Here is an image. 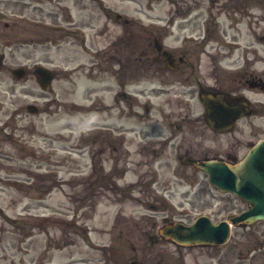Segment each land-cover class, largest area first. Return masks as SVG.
Wrapping results in <instances>:
<instances>
[{"label":"rangeland","instance_id":"1","mask_svg":"<svg viewBox=\"0 0 264 264\" xmlns=\"http://www.w3.org/2000/svg\"><path fill=\"white\" fill-rule=\"evenodd\" d=\"M124 17L128 23L123 22ZM156 29L162 33L164 46L183 45L190 57H200L202 62L219 59L227 68L253 58L257 68H264V0H0V55L4 56L0 66V264H39V252L47 246L45 262L53 255L73 253L92 258L90 264H129L132 259L143 264H264V220L232 228L231 239L221 246H179L160 237L151 239L162 225V216L191 222L207 214L222 220L246 205L209 184L201 170L172 156L168 161L142 162L144 156L136 152L138 135L125 144L129 171L117 179L118 186L115 179L97 178V183L95 177L100 173L88 179L92 161L98 167L100 157L93 155L96 145L79 140L80 126L99 120L91 109L105 103L113 104L114 109L106 111L111 121L117 125L125 122L121 111L126 112L127 103L113 100L116 89L125 83L132 96L146 85L138 100L131 99L138 111L144 100L152 107L153 118L145 121V127L161 137L171 132L167 123L178 107L176 101L171 105L166 100L176 96L156 97L148 84L164 86L163 79L142 77L132 63L120 68L125 75H118L119 59L138 58L143 41ZM120 37H125L123 42ZM38 63L55 71L48 91L31 74ZM18 66L26 68L24 78L11 75V69ZM172 80L169 83L175 82ZM256 97L264 96L252 93V99ZM80 101L81 108L74 104ZM27 104H35L39 111L29 112ZM192 104L191 115H201L196 99ZM158 107L171 116L161 115ZM136 120L130 119V123ZM232 134L206 128L201 142L222 151L236 137L241 155L249 141L264 137V115L240 120ZM126 154L120 148L109 155L117 160L118 171L127 169ZM110 164L104 162L106 168ZM130 180L137 182L128 183ZM104 184L111 187L105 189ZM42 192L50 194L39 204L36 197ZM154 196L163 199L167 209L154 211L144 205V201L156 203ZM28 214L63 219L73 226L54 223L49 227L51 237L40 238L38 233L22 245ZM147 215L157 217V226L151 225ZM84 227L93 231L91 247L78 236ZM102 229H111V234ZM40 230L36 228L34 233ZM61 233L75 245L62 246L59 251L55 241L62 238ZM103 243L108 246L102 248Z\"/></svg>","mask_w":264,"mask_h":264},{"label":"flooded vegetation","instance_id":"2","mask_svg":"<svg viewBox=\"0 0 264 264\" xmlns=\"http://www.w3.org/2000/svg\"><path fill=\"white\" fill-rule=\"evenodd\" d=\"M153 34L152 36L150 33L146 40L143 41L138 58L127 59L126 61L128 62L119 59L118 70L120 73L118 75L122 73V75H125L124 72L121 73L120 68L127 67V65L132 63L135 71L140 73L142 77L152 75V77L163 79V83L167 87L150 86L149 89L155 93L156 97L163 94H173L176 96L174 100H166V103L171 105L175 104L176 101V106L178 107L171 111L173 119L167 123L171 132L161 137L160 134H156L159 132H152L151 129H148L149 127H145V121L153 118L152 107L148 101L144 100L141 103V111H138L137 108L135 109L131 99H137L126 88L129 83H125L114 92V101L116 103L120 101L119 98L127 103L126 112L121 111V116H125L128 120L122 126V135L118 131L120 125L111 121V117L106 113L108 109L112 111L113 106L102 104L100 107H94V110L99 114V120L92 122L93 133L91 141L92 145H96L94 147L95 152L100 155L106 149L114 151L117 148L116 142L129 143L135 138V135H138V139L136 140L139 142L138 146L140 148L136 152L144 156L142 157V162L144 163L162 158L168 161L169 156L178 159L179 162L185 165H187L189 157L197 160L218 158L228 162H234L241 158L255 141H249L247 148L240 155L238 148L241 143L236 137L233 140H229L227 147L221 151L212 149L211 146L201 142L203 140L202 134L207 128L212 132L222 133L225 136L231 135L240 120L249 118L250 116L260 117L264 115V97L252 99V93L264 96V68H257V61L255 59H247L243 63L227 68L219 63V59H210V62L205 63L202 62L200 57H190L189 49L183 45L168 48L164 47L161 43V49L157 51L154 48L153 39L157 38L161 42L162 33L156 29L153 31ZM120 38V42H123L125 39V37ZM151 38L152 41H150ZM167 48L171 52L170 58H165L162 54L163 49ZM150 51L153 52L152 55H150ZM169 77H172V81L177 82L178 86L170 85L169 81L171 79ZM148 84L151 85L152 83L148 82ZM145 86L139 89L138 92L144 93ZM193 99H196L201 105V115H191L193 112ZM208 105L217 108L218 121L216 123L222 126V128H211L207 118ZM158 108L157 111L161 115L165 117L171 116L170 113H165L162 107ZM233 113H236L239 117L234 121L232 126L224 128L226 121ZM130 119L138 120L135 123H130ZM179 137L180 140L175 141ZM125 152H127L125 159L129 161V149H125ZM181 172L185 173L186 171L185 169H181ZM102 179L104 180L105 178L102 177ZM153 199L156 200V205L147 204L145 201L144 205L154 210H157L159 207H165V202L162 199L158 200L156 196ZM147 216L148 220H151L152 226L157 225V219L154 215Z\"/></svg>","mask_w":264,"mask_h":264},{"label":"water","instance_id":"3","mask_svg":"<svg viewBox=\"0 0 264 264\" xmlns=\"http://www.w3.org/2000/svg\"><path fill=\"white\" fill-rule=\"evenodd\" d=\"M167 53L164 51L163 55L168 58ZM24 73L22 68L13 70L17 77L23 76ZM33 73L42 88H50L53 78L51 71L38 65ZM28 108L36 110L33 106ZM208 111L209 114L215 113L212 105H208ZM233 117H230V122ZM211 124L215 127L212 121ZM192 161L195 166L208 173V179L212 184L222 191L234 193L248 204V208L218 222L212 221L207 215H200L189 224L180 221L168 223L159 229L163 238L179 245L223 244L229 239L231 224L235 226L264 219V140L257 142L236 164L216 159Z\"/></svg>","mask_w":264,"mask_h":264},{"label":"crops","instance_id":"4","mask_svg":"<svg viewBox=\"0 0 264 264\" xmlns=\"http://www.w3.org/2000/svg\"><path fill=\"white\" fill-rule=\"evenodd\" d=\"M78 260L82 264H90V262H91V259H83V258H81V259H78ZM60 263H61V259H60V257H57L56 260H54L53 264H60Z\"/></svg>","mask_w":264,"mask_h":264}]
</instances>
